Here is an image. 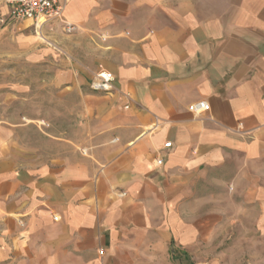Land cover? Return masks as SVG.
<instances>
[{
  "label": "crops",
  "instance_id": "crops-1",
  "mask_svg": "<svg viewBox=\"0 0 264 264\" xmlns=\"http://www.w3.org/2000/svg\"><path fill=\"white\" fill-rule=\"evenodd\" d=\"M58 1L64 22L24 21L74 129L50 151L0 128V264H180L196 218L264 162V0Z\"/></svg>",
  "mask_w": 264,
  "mask_h": 264
},
{
  "label": "rangeland",
  "instance_id": "rangeland-1",
  "mask_svg": "<svg viewBox=\"0 0 264 264\" xmlns=\"http://www.w3.org/2000/svg\"><path fill=\"white\" fill-rule=\"evenodd\" d=\"M2 2L0 128L25 125L18 136L20 144L54 151L56 145L49 135L57 136L60 129H74L75 97H66L60 107L58 90L45 86L57 73L58 59L46 57L44 61L42 52L46 44L31 22L2 21L8 12L3 10ZM32 34L38 38L36 47L27 39ZM60 109L61 113L66 112L64 116L60 117ZM244 175L241 184L227 186L219 215L196 218L197 223L204 225H198L200 231L193 246L179 250L181 263L264 264V162L247 169Z\"/></svg>",
  "mask_w": 264,
  "mask_h": 264
},
{
  "label": "built area",
  "instance_id": "built-area-1",
  "mask_svg": "<svg viewBox=\"0 0 264 264\" xmlns=\"http://www.w3.org/2000/svg\"><path fill=\"white\" fill-rule=\"evenodd\" d=\"M5 2L8 5V12L2 16L3 22L29 20L36 26H42L55 19L63 21V7L58 0H6ZM114 81L115 77L111 72L101 69L95 75L92 88L96 91L109 92L113 88ZM209 109L210 106L205 101L194 103L189 107L190 112L198 115L208 112ZM165 147L169 148L171 144H166ZM156 163L158 166L162 165L161 160H157Z\"/></svg>",
  "mask_w": 264,
  "mask_h": 264
}]
</instances>
